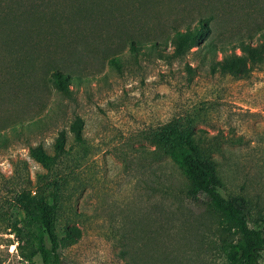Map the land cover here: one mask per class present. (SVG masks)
Instances as JSON below:
<instances>
[{
	"label": "rangeland",
	"instance_id": "obj_1",
	"mask_svg": "<svg viewBox=\"0 0 264 264\" xmlns=\"http://www.w3.org/2000/svg\"><path fill=\"white\" fill-rule=\"evenodd\" d=\"M54 10L60 9H47ZM99 10L85 32L99 50L79 59L55 54L56 62L75 68L67 93L42 69L50 54L28 77H13L15 63L0 42V264H42L28 239L25 197L54 204L61 264H228L222 248L239 234L205 194L190 195L188 175L157 140L172 126L191 129V138H241L211 158L223 193L248 200L255 226V218H264V50L258 64L245 58L237 73L224 74L220 49L172 57L168 22L193 26L199 13L212 15L216 45L237 31L255 32L256 45L264 0H131L121 10ZM164 24L165 33L158 29ZM60 25L70 37L62 40H82L80 30L63 19ZM145 32L152 38L163 32L165 54L144 47ZM117 34L141 39L142 47L129 49ZM62 132L61 155L48 167L36 162L32 151L41 146L53 156Z\"/></svg>",
	"mask_w": 264,
	"mask_h": 264
},
{
	"label": "trees",
	"instance_id": "obj_2",
	"mask_svg": "<svg viewBox=\"0 0 264 264\" xmlns=\"http://www.w3.org/2000/svg\"><path fill=\"white\" fill-rule=\"evenodd\" d=\"M131 0H61L55 6L52 0H28V4L8 6L0 0V42L7 51V57H12L15 65H10V74L15 77L18 73L26 77L33 73L36 64H40L45 59L46 54H50L44 71H50L52 81L57 90L67 93V84L70 80V73L75 69L72 64H61L55 61L57 51L69 58H86L99 50V44L92 40L87 32L88 27L95 23L99 16L94 10L104 9L109 13L111 8L116 10L124 9ZM48 7L60 9L47 11ZM62 8V9H61ZM100 11V10H99ZM61 19L71 27L80 30L82 40L72 42L62 40L69 35L62 31ZM118 19H122L121 16ZM178 19V18H177ZM213 16H203L201 13L195 17L192 26L191 21H183L178 26L171 28L170 39L173 47L172 57H183L191 49L204 50L214 53L220 49L223 56L220 67L224 74L237 73L247 58L251 63L258 64L260 55L264 50V31H257L259 44H253L252 36L255 32H248L243 36L241 32L233 33L223 44L216 45L213 41L214 29L212 27ZM27 24L24 21H28ZM32 20L40 22V25L32 23ZM45 24L46 26H41ZM40 26V27H36ZM49 28V31L46 29ZM153 29L150 27L147 31ZM160 31L165 33L166 24L160 27ZM163 32L154 35L153 38L148 32L145 39L149 44L144 45L148 51H158L165 54V49L161 48V37ZM73 31L71 30L70 36ZM75 39V38H73ZM117 42L126 41L128 48L136 51L141 46V39L137 40L126 34H117ZM144 40V38H143ZM23 42L24 45L16 47V44ZM227 43V44H224ZM142 47V46H141ZM239 50L240 53H237ZM65 55V54H64ZM117 54L112 55V59H118ZM41 68V67H40ZM66 68L68 73L61 69ZM81 121L76 130V137L80 138ZM195 132L191 129H182L178 126L164 127L163 132L157 140L160 146L172 160L188 175L191 182L190 195L195 196L203 193L209 199L212 207L217 210L232 225L235 233L239 237L235 240L227 241L223 246L224 258L228 264H259L264 253V218H255V226H250L251 210L249 202L244 196L225 195L223 193V183L217 174L212 155L220 154L226 144H240L241 138L237 140H217V136L207 139L203 136L191 138ZM65 134L60 133L55 144V154L50 156L45 153L41 146L32 151L33 159L48 167L54 163L57 156L64 150ZM23 209L29 215V240L31 241L35 253L39 255L42 264H61V239L57 232L56 210L46 198H23Z\"/></svg>",
	"mask_w": 264,
	"mask_h": 264
}]
</instances>
